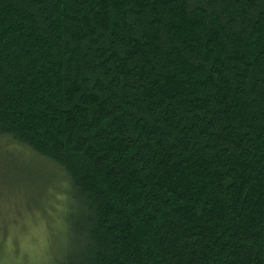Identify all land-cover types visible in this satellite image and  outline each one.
Returning <instances> with one entry per match:
<instances>
[{
	"label": "trees",
	"instance_id": "16d2710c",
	"mask_svg": "<svg viewBox=\"0 0 264 264\" xmlns=\"http://www.w3.org/2000/svg\"><path fill=\"white\" fill-rule=\"evenodd\" d=\"M1 140L67 180L52 264H264V0H0Z\"/></svg>",
	"mask_w": 264,
	"mask_h": 264
},
{
	"label": "rangeland",
	"instance_id": "374dc122",
	"mask_svg": "<svg viewBox=\"0 0 264 264\" xmlns=\"http://www.w3.org/2000/svg\"><path fill=\"white\" fill-rule=\"evenodd\" d=\"M0 145V264H52L65 242L67 180L30 151Z\"/></svg>",
	"mask_w": 264,
	"mask_h": 264
}]
</instances>
